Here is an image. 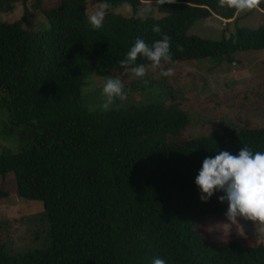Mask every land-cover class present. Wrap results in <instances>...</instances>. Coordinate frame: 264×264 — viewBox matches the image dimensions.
<instances>
[{
    "label": "trees",
    "instance_id": "trees-1",
    "mask_svg": "<svg viewBox=\"0 0 264 264\" xmlns=\"http://www.w3.org/2000/svg\"><path fill=\"white\" fill-rule=\"evenodd\" d=\"M29 1L0 0V140L15 146L0 154V179L12 174L18 198L42 204L47 228L22 254L8 252L0 236V264H264V244L221 245L207 235L205 219L226 217L228 204L219 191L202 202L195 184L205 157L219 150L264 152V127L193 139L176 104L124 101L105 110L89 107L82 91L88 76L130 74L120 61L137 38L151 46L171 37L172 62L163 66L234 62L237 53L264 50V24L238 27L242 8L230 0H106L99 29L90 26L88 0H33L47 22L35 30L2 19L17 4L25 17ZM125 4L130 16L111 11ZM251 7L264 10V0ZM213 15L233 19L235 32L227 37L225 27L219 40L188 34ZM149 63L141 57L133 67ZM7 195L0 190V200Z\"/></svg>",
    "mask_w": 264,
    "mask_h": 264
},
{
    "label": "rangeland",
    "instance_id": "rangeland-1",
    "mask_svg": "<svg viewBox=\"0 0 264 264\" xmlns=\"http://www.w3.org/2000/svg\"><path fill=\"white\" fill-rule=\"evenodd\" d=\"M146 6L155 18L161 16L155 4ZM101 10L106 12L102 1L88 0V17ZM111 11L126 17L131 15L130 7L122 6ZM235 17L239 18L237 26L240 28L256 29L264 24V10L252 7L240 9ZM2 19L8 22L22 20L27 30L43 27L44 23L47 25L41 7L33 0L27 3L25 17L22 6L17 4L14 11L2 15ZM225 27L227 37L234 33L236 25L233 19L222 20L213 15L195 22L188 34L219 40ZM233 61L204 59L163 66L165 71L172 69V75L167 77L160 74V69L154 71L151 68L143 79H132L128 74L119 78L125 84L127 99L114 103L138 105L165 100L176 104L189 117L186 135L193 139L220 134L227 126L264 127V50L237 53ZM107 78L101 75L86 78L82 91L89 107L105 103L102 88ZM14 149L9 140H0V154ZM0 190L8 193L0 200V236L4 238L7 251L22 254L39 246L47 228L45 221L39 220L43 212L42 204L18 198L12 174L4 180L0 179ZM205 224L207 235L221 245L232 239L250 247L264 244V230H261L259 222L241 217L238 224H233L227 216H208Z\"/></svg>",
    "mask_w": 264,
    "mask_h": 264
},
{
    "label": "clouds",
    "instance_id": "clouds-1",
    "mask_svg": "<svg viewBox=\"0 0 264 264\" xmlns=\"http://www.w3.org/2000/svg\"><path fill=\"white\" fill-rule=\"evenodd\" d=\"M176 0H157V4H175ZM223 6L224 0H220ZM237 8L251 7L253 0H230ZM108 5L106 0L104 7ZM124 7H129L127 4ZM148 9H144V15ZM104 11H98L88 17L93 29L102 27ZM153 31L160 33L159 26H154ZM171 37L167 34L162 39L155 41L151 46L143 39L137 38L134 45L126 54V58L120 61L122 68H130L132 79H143L150 67L152 70L160 69L163 76L172 75V69L163 70L164 63L172 62ZM149 61L148 65H137L138 58ZM105 97L103 108L109 106L116 100L125 101L127 92L125 84L119 78L109 77L105 80L102 88ZM195 184L200 193V200L207 203L217 191L224 195L219 197L220 203L227 202V218L238 224V218H244L252 222H259L261 230H264V152H253L247 146L240 149L234 155L226 150H219L214 156L205 157L202 167L195 178ZM153 264H166L164 259L156 258Z\"/></svg>",
    "mask_w": 264,
    "mask_h": 264
}]
</instances>
